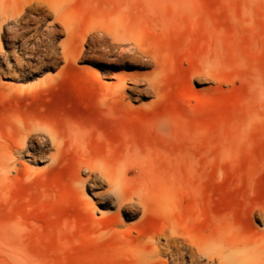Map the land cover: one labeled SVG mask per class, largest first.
Returning a JSON list of instances; mask_svg holds the SVG:
<instances>
[{
  "label": "rangeland",
  "instance_id": "obj_1",
  "mask_svg": "<svg viewBox=\"0 0 264 264\" xmlns=\"http://www.w3.org/2000/svg\"><path fill=\"white\" fill-rule=\"evenodd\" d=\"M173 224L264 264V0H1L0 264H168Z\"/></svg>",
  "mask_w": 264,
  "mask_h": 264
},
{
  "label": "bare ground",
  "instance_id": "obj_2",
  "mask_svg": "<svg viewBox=\"0 0 264 264\" xmlns=\"http://www.w3.org/2000/svg\"><path fill=\"white\" fill-rule=\"evenodd\" d=\"M35 131L36 129L33 128L24 130L20 139L12 143V153H22L27 141L33 140ZM46 139L50 140L51 144L58 150L59 136L56 133L51 132ZM44 145H46V141L40 140L37 143V150L42 151ZM88 168L91 173L86 180H83L84 183L87 181L94 185L97 179L106 180L115 189V198L120 206H126L128 200L133 201L134 196L128 195L127 190L122 186L124 178L119 169H112L99 163L89 164ZM143 195V193H138L137 198L139 204L144 206V213H147L148 208ZM224 238H226L224 235L218 234V236L198 240L186 228L174 224L167 225L162 234L155 240L156 248L153 249L152 256L158 258L165 256L168 264H238L235 253L242 246V243H239L240 241H226ZM162 239L164 242H161ZM261 248L256 246V250ZM242 263L240 262V264Z\"/></svg>",
  "mask_w": 264,
  "mask_h": 264
}]
</instances>
